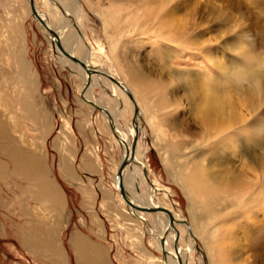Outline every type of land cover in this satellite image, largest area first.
<instances>
[{"label": "rangeland", "instance_id": "374dc122", "mask_svg": "<svg viewBox=\"0 0 264 264\" xmlns=\"http://www.w3.org/2000/svg\"><path fill=\"white\" fill-rule=\"evenodd\" d=\"M15 1L0 0V118L10 133L8 138H0V264H79L72 247L78 230L105 246L112 264H161L165 252L152 243L151 225L122 216L129 212L120 202L116 174L121 148L114 142L112 128L106 125L100 110L82 101L80 78L58 57L50 38L51 28L37 20V13L33 16L25 0ZM35 1L50 13V0ZM78 1L91 62L107 65L124 80L129 70L141 73L158 82L155 85L165 97L161 104L158 98L153 101L154 119L159 121L162 133L159 140L146 115L138 112L144 128L140 145L146 150L151 186L159 187V202L172 205L182 223L188 225L189 199L177 171L185 178L199 168L221 184L242 181L245 195L240 190L221 193L217 200L207 199L208 205L197 206V215L203 222H213L216 264H264V234L263 242L254 249L250 236L255 228L253 216L238 205L243 196L250 197L260 185L249 168L251 164L241 159L242 150L225 145L211 154L196 145L209 135L200 111L219 100L224 118L219 115L214 119L212 129L231 119L225 137L232 135L239 140L236 135H240L238 146L247 149L250 156L264 154V0ZM160 4L171 11L169 18L177 28L172 49L164 47L162 55L152 49L158 43L152 33L139 32L145 22L156 19L150 13ZM187 40H195L200 48L190 49ZM21 49L39 78V91L34 90L31 98L40 111L46 109L44 105L51 111L47 127L21 108L26 92L15 65ZM216 60L218 68L214 67ZM191 61L194 63L189 64ZM185 68L194 70L195 81L183 82L176 77L174 71ZM205 69L210 70V77L205 76ZM211 86L220 91L207 89ZM33 143L44 145L48 174L66 197L68 222L59 235L66 259H53L47 251L31 247L27 234H34L40 224V217L32 210L37 202L22 189L31 182L14 173L12 158L2 150L5 144L26 154L25 148H32ZM162 152L168 161L179 163L170 168ZM67 157L76 177L65 172ZM87 157L102 162V173L85 168L83 159ZM250 158L257 167L253 156ZM227 209L231 215L221 217ZM51 214L47 216L54 218ZM44 233L49 234L46 229ZM196 241L192 264H212L202 241Z\"/></svg>", "mask_w": 264, "mask_h": 264}, {"label": "bare ground", "instance_id": "6f19581e", "mask_svg": "<svg viewBox=\"0 0 264 264\" xmlns=\"http://www.w3.org/2000/svg\"><path fill=\"white\" fill-rule=\"evenodd\" d=\"M25 2V4L31 6L30 0H25ZM149 4H151V2L148 3V5ZM34 5L38 17H40L42 21L39 18H37V20L41 21L44 25L46 24L47 28L48 26L51 28L50 38H53L52 46L55 48L58 57L70 67L73 73L78 75V78H80L79 92L82 95V101L86 102V104L91 103V107L100 110L107 126L111 127V124H113L114 131L112 130V133L114 142L121 148L120 164L124 156L126 154L128 156V161L121 170L122 175L121 173L119 175L116 174V179H118L117 183L119 190L120 184H122L127 198L135 206L128 203L121 193L120 202L129 213L127 215L123 214L122 211L119 212L122 213V216L128 217L135 223L144 220V222L146 221L151 225L154 235V237L152 236V243L156 245L159 251L165 252V258L160 260L161 264H179V259L182 264H192L193 252L196 248L194 245L197 243L196 239L202 241L208 259L212 264H216L214 234L212 232L213 225H211L213 222H203V219L197 215L199 210L197 206H200V204L201 206H206L208 205L207 199L217 200L221 197V193L225 192L233 193L240 190L243 191L245 195L246 192L243 190L245 189V185L242 181L221 184L217 182L215 178L211 180V178L203 174L199 168L194 169V172L190 173L185 178L178 175L179 171H177L176 177H179L178 179L180 181L182 179L181 185L189 199L188 211L190 222L188 225L182 223L181 220L183 219L174 211L172 205L159 202L157 196V189H159V187L151 186V171L149 164L146 162V150H144V148L142 149L140 145V137L141 134L144 133V128L140 124L138 112L139 114L143 113L146 115L154 136L157 135L158 140L162 138L160 125H158L159 121L154 119L156 117L154 115V99L158 98L160 104L165 100V97L159 90L160 87L155 85V83L158 84V82H154L153 79L141 73L134 72L133 70L127 71V77L124 80L118 74H115L107 65L98 66L91 62V51L86 42L83 23L80 20L81 10L78 0H50V13L44 12L38 3H34ZM170 13L171 11L167 6L163 7V5L151 10L150 14H153L156 19L152 17V19L145 22L144 27L139 31L144 35L150 32L152 33L151 36H154L158 42L154 43L156 45H153L152 49L156 50L158 55L163 54L162 50L164 47L172 49V42H175L177 39L174 38V28L176 27L174 26V22L169 18ZM37 14L33 12V16H37ZM102 19L103 24H106V18L104 17ZM186 43L190 49L200 48L195 40H187ZM61 47L68 52L70 56L66 55L61 50ZM176 51L177 53L182 52L177 49ZM71 56L82 60L86 64V67L76 62ZM175 63H177V61H175ZM192 63L194 62H189V64ZM15 65L17 67L18 79H20L22 88L26 92V96L21 103L22 110L26 111V113L33 116L35 119L40 120L46 127L49 126L51 117L50 109H48L47 105H44L46 109L40 111L31 98L33 97L34 90L39 91V78L37 72H33L31 69L30 62L25 58L23 49L20 50L18 58L15 60ZM214 65L215 68H218L220 64L216 60L214 61ZM89 68H95L97 71L89 72ZM178 70L174 71V73L177 74L176 77L183 82H193L197 79V74H193L194 70L192 69L185 68L183 70ZM204 73L206 77H210L209 69H205ZM159 85L161 86L162 84ZM105 89H108L109 93L108 91L106 92ZM207 89L210 91H220L219 88L213 86L207 87ZM127 90L130 91L133 99L130 97ZM2 97L3 95L1 99ZM44 101L45 100H43V103H45ZM219 102L220 101L217 100L211 108L210 105H207L205 109L200 111V119L203 128L208 130L209 135H205L200 141L196 142V145L205 148V150L211 154L218 152V149H223L225 145L236 148V151L242 150L241 159L251 164L249 168L255 173V182L260 185L259 188L256 189V192L250 194V197L243 196L238 205L240 209L244 208L243 210L251 212L250 216H253L255 228L250 232V236L253 241L252 247L257 249L263 242L262 235L264 234V154H252L257 166L255 167L250 158L252 157L250 156V152L238 146V141H240L241 136L235 134L239 140L232 135H226L225 137L226 124L230 125L231 119H228L227 123H223V125L218 128L214 127V129H212V122L215 121L214 119L220 116L224 118L220 115L222 112L219 107ZM165 103L169 104L167 100ZM136 109L137 112H135ZM218 121H221V119ZM9 135L8 126L4 120L0 118V138ZM135 135H137V139L133 147L132 141ZM153 142L158 146L159 143H156V140ZM33 144L32 148H25L27 150L26 154L25 152H18L15 146L10 147L9 145H2V150L6 153L8 152L12 158L14 173L31 182L30 186H22V189L31 195L32 199L37 202V205L33 206L32 210L35 216L40 217V224L36 227L34 234H27V238L31 240V247L33 250L35 249L39 252L47 251L48 255L53 259L58 258V256H63L66 259V253L60 245L59 237L62 228L68 222L66 197L60 186L54 183V180L50 178L48 174L44 145L37 143ZM160 145L164 144L160 143ZM239 145H244V143L240 142ZM164 152H162L164 159L170 168L174 167L172 166L173 163H179L174 159H171V162L168 161L169 157H167ZM246 156H248V159ZM66 160L67 161L64 163L65 168H67L66 172L76 177L73 164L69 162L68 157ZM84 166L88 169H96L94 163L92 160L90 161V159L85 161ZM247 188L249 189V186H247ZM201 196H204L206 199H202ZM159 206H163L171 212L173 221L170 220L169 214L164 210L144 209L148 207L156 208ZM45 211L52 213L54 218L47 216L48 213ZM217 211L220 212V210ZM219 212L215 213L214 216L217 217ZM222 212L225 213H221V217L227 214L231 215L229 209ZM183 222H186V220ZM140 223L142 224V222ZM99 226L103 231L102 225L99 224ZM44 228L49 232L48 235H45ZM72 247L79 264H112L107 257L106 247L97 244L79 230L72 239ZM262 248L264 251V246Z\"/></svg>", "mask_w": 264, "mask_h": 264}, {"label": "water", "instance_id": "95a60500", "mask_svg": "<svg viewBox=\"0 0 264 264\" xmlns=\"http://www.w3.org/2000/svg\"><path fill=\"white\" fill-rule=\"evenodd\" d=\"M30 5H31V7H32V10H33V12H34V14H36L37 12H36V10H35V6H34V0H30ZM40 20H41V18L40 17H38ZM42 21V20H41ZM52 33H53V31H52ZM59 44V43H58ZM61 50L66 54V55H69L70 56V54L68 53V52H66L62 47H61ZM76 62H79L80 64H82L84 67H86V64L82 61V60H80V59H78V58H76V57H74V56H71ZM88 71L89 72H92V71H97V70H95V68H89L88 69ZM127 92H128V94L130 95V97L132 98V95H131V93H130V91L129 90H127ZM133 99V98H132ZM135 112H137V109L135 110ZM111 128H112V130L114 131V126H113V124H111ZM136 139H137V135H135L134 136V138H133V141H132V146L134 147L135 146V144H136ZM128 161V156H127V154L124 156V158H123V160L121 161V164H120V167H119V169H118V172H117V175H119L120 173H121V170H122V168L124 167V165L126 164V162ZM120 191H121V193L124 195V197L126 198V200H127V202L128 203H130V204H132L133 206H135L128 198H127V195H126V193H125V189H124V187H123V185L122 184H120ZM144 209H149V210H155V209H159V210H164V211H166L168 214H169V216H170V220L171 221H173V215L171 214V212L167 209V208H165V207H163V206H159V207H156V208H144ZM179 264H182L181 263V260L179 259Z\"/></svg>", "mask_w": 264, "mask_h": 264}, {"label": "crops", "instance_id": "0c3cea01", "mask_svg": "<svg viewBox=\"0 0 264 264\" xmlns=\"http://www.w3.org/2000/svg\"><path fill=\"white\" fill-rule=\"evenodd\" d=\"M92 160L93 162H94V165H95V168H96V171H94V172H99V173H102V162H100L99 160L98 161H96L95 159H93V158H90V157H87L86 159L84 158L83 159V163H84V165H85V161H88V160ZM61 166V168H63V166H62V164L60 165ZM85 168H86V166H85ZM65 171V170H64ZM66 172V171H65ZM67 174V173H66ZM73 179V178H72ZM74 180H76V179H74ZM75 183H78L79 184V182L76 180V181H74ZM103 187H104V185H102ZM24 198V197H23ZM107 198V197H106ZM25 199V198H24ZM110 200V199H109ZM27 216H33V215H28L27 214ZM35 217V216H34ZM149 257V256H148Z\"/></svg>", "mask_w": 264, "mask_h": 264}]
</instances>
